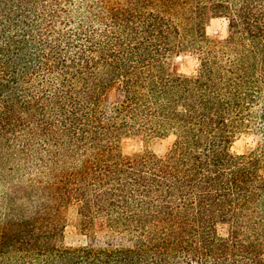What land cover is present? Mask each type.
Segmentation results:
<instances>
[{
    "label": "trees",
    "instance_id": "obj_1",
    "mask_svg": "<svg viewBox=\"0 0 264 264\" xmlns=\"http://www.w3.org/2000/svg\"><path fill=\"white\" fill-rule=\"evenodd\" d=\"M187 51L193 76L168 63ZM242 129L264 140V0H0V264H264ZM134 131L175 139L124 155ZM70 209L87 244L63 243Z\"/></svg>",
    "mask_w": 264,
    "mask_h": 264
},
{
    "label": "rangeland",
    "instance_id": "obj_2",
    "mask_svg": "<svg viewBox=\"0 0 264 264\" xmlns=\"http://www.w3.org/2000/svg\"><path fill=\"white\" fill-rule=\"evenodd\" d=\"M206 34L212 40H222L227 34L226 21L221 18L211 19L206 27ZM168 63L177 74L183 76H193L198 68L197 56L192 52H182L172 56ZM231 151L241 155L250 150L264 148L262 136L254 131L242 129L234 134ZM174 135L167 133L163 136L150 134L147 132H130L123 136L120 141L121 151L124 155L130 156L137 153H154L164 156L168 153L174 143ZM3 188L0 187V192ZM63 243L66 246H79L89 242L78 226V218L75 212L70 209L65 213ZM95 246H105L110 243L113 234L106 229L95 231Z\"/></svg>",
    "mask_w": 264,
    "mask_h": 264
}]
</instances>
